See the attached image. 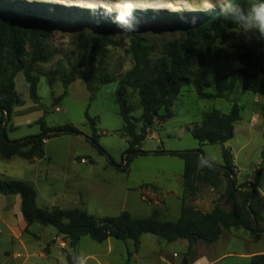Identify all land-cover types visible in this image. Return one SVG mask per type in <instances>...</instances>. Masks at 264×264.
<instances>
[{
    "label": "rangeland",
    "instance_id": "1",
    "mask_svg": "<svg viewBox=\"0 0 264 264\" xmlns=\"http://www.w3.org/2000/svg\"><path fill=\"white\" fill-rule=\"evenodd\" d=\"M10 1L55 6L57 9L54 10L62 11L63 16L49 41L48 52L51 59L48 63L35 65L34 68L33 75L39 78V104L31 97L30 85L25 75L20 73L16 78L19 99L6 127L8 138L19 141L41 134V121L50 128L71 124L81 134H63L48 139L45 157L42 159L26 160L14 157L8 160L0 157V179L23 180L31 184L38 193L37 202L41 207L55 205L62 209L80 208L97 218L118 217L127 211L134 218L177 221L181 216L184 199L186 205L204 212H210L217 203L227 211L234 210V204L243 197L231 200L227 194L228 179L224 175H221L223 184L218 188L202 183L198 185L196 195L185 193V163L179 157L134 156L125 172L113 166L112 162L118 166L128 163L124 161L123 155L130 142L123 132L125 123L116 102L118 83L102 86L98 84L101 75L115 76L121 80L133 69L135 61L128 52L130 36L142 37L155 46L153 60L156 64L162 57L165 43L185 38L186 27L193 25L191 21L196 18L190 14H205L231 0H136L139 10L136 12V19L130 23L135 25L139 22L140 30L127 36L119 32L118 26L111 19L102 15V10L110 6L111 0ZM82 17L90 19L84 30L89 33L97 29L104 30L121 43L110 46L105 54L98 57L92 84L99 88L94 95L87 82L81 78L87 71L88 57L86 51L79 49V36L82 32L74 28L73 22ZM241 44L264 54V37L256 30L245 32L239 27L233 31V38L229 40L213 38V53L219 70L230 74L240 68L234 52ZM72 66H78L77 79L70 86L67 95L55 104V99L65 92L62 77L71 72ZM50 78L54 79L53 86L49 82ZM206 91L221 97L201 99L192 84L185 85L173 108L178 109V116L167 120L164 128L162 123L156 122L148 132L141 149L147 152L161 149L192 151L202 147L209 162L222 166L224 148H229L237 168V187L248 182L255 185L259 192V227L264 231V97L245 91L243 78L239 74L215 81ZM128 97L131 115L136 117L138 130L141 131L142 106L139 94L130 89ZM236 104L242 108V119L235 125L234 138L226 145L201 146L193 135V129L202 123L208 112L218 110L229 114ZM87 113L96 121L99 143L106 154H101L89 140L94 136L95 130L86 116ZM259 172H262L261 176H258ZM250 177L251 180H247ZM243 194L249 197V190L243 189ZM253 200L250 197L249 204ZM47 228L51 232H45L40 241L32 240V249L39 251L44 241H50L47 249L58 244L67 250L69 240L57 234L54 227ZM2 229L0 218V230ZM233 231L252 239L244 229ZM261 240L264 242V236ZM141 241L142 248L137 252L132 240L124 242L109 239L98 243L89 236H84L78 246V255L86 264H163L161 256L169 257L177 253L179 257L175 259L180 261L187 252V243L183 241L169 243L151 234L142 236ZM136 253L138 258L134 257ZM2 258L0 249V261ZM31 263L53 264V260L50 257H35L31 259Z\"/></svg>",
    "mask_w": 264,
    "mask_h": 264
},
{
    "label": "trees",
    "instance_id": "2",
    "mask_svg": "<svg viewBox=\"0 0 264 264\" xmlns=\"http://www.w3.org/2000/svg\"><path fill=\"white\" fill-rule=\"evenodd\" d=\"M229 3L239 4L246 10L249 0H231L227 4ZM54 7L42 3L0 0V157L8 160L14 157L26 160L42 159L45 157V145L48 139L63 134H81L71 124L50 128L44 121H41V134L19 141H11L6 130L10 115L19 99L16 78L20 73L25 75L35 103H40L39 78L33 74L35 65L48 63L51 59L48 52L49 41L54 35V28L63 16L62 11L58 12ZM190 15H195V23L186 27L185 38L165 43L158 63L155 64L153 60L154 45L142 37L130 36L128 52L135 61L133 69L121 80L108 75H101L98 78L99 86L118 83L116 102L125 123L123 132L130 142L129 148L123 155L124 161L128 163L125 166H118L112 162V165L125 172L134 156H176L185 163L183 176L185 193L196 195L198 185L202 183L218 188L223 184L221 175H224L228 179L227 194L231 200L238 197L243 199L234 204L232 211L225 210L217 203L210 212L186 205L184 199L181 216L177 221L134 218L127 211L122 212L118 217L97 218L80 208L41 207L37 202L38 193L31 184L23 180L0 179V194L21 197V210L28 227L33 225L54 227L59 235L69 240V247L66 250L69 264H79L78 246L84 236H89L98 243H104L109 239L124 242L132 240L136 251L139 250L142 236L146 234L157 236L169 243L187 240L190 245L199 242L213 245L220 240L225 230L233 229H244L254 242H259L264 236V231L259 227L261 218L259 192L255 185L248 182L237 187L235 175L237 168L229 148H224L222 166L209 162L202 147L192 151L161 149L147 152L141 149L143 141L156 122L165 123L178 116V109L173 108L185 85L192 84L201 99H217L221 96L207 92L206 89L215 81L239 74L243 78L245 91L264 97V54L241 44L234 52V58L240 63V68L227 74L216 66L213 38L229 40L233 38V31L240 26L231 19H225L220 14V8L205 14ZM89 20L82 17L74 21L73 25L82 32L79 36V49L86 51L88 57L87 71L81 78L87 82L89 90L94 95L99 88L92 84L98 57L105 54L110 46L121 43L104 30L97 29L91 33L84 30ZM77 71L78 66H72L71 72L62 77L65 92L55 99V104L67 95L70 86L77 79ZM49 82L53 86L54 79L50 78ZM130 89L136 90L139 94L142 106L141 131L138 130L136 117L134 118L130 112L128 100ZM6 112L9 113L8 119ZM262 115L264 118V106ZM86 116L95 130L94 136L89 140L101 154H106L99 143L95 119H92L89 113ZM241 119L242 108L237 104L229 114L213 110L208 112L202 123L193 129V135L201 146L225 145L234 138L235 125ZM262 157L264 158V150ZM200 160L206 163L200 166ZM243 189L249 190V197L244 196ZM250 197L254 200L249 204ZM26 232L29 230L26 229ZM248 264H264V254L255 255Z\"/></svg>",
    "mask_w": 264,
    "mask_h": 264
},
{
    "label": "crops",
    "instance_id": "3",
    "mask_svg": "<svg viewBox=\"0 0 264 264\" xmlns=\"http://www.w3.org/2000/svg\"><path fill=\"white\" fill-rule=\"evenodd\" d=\"M161 125L164 128V123ZM247 180H251V177ZM10 197L0 194V218L3 225V229L0 230V249L3 254L0 264H32L31 259L35 257L42 259L50 257L53 264H69L65 248L58 244L51 245L50 249H47L50 241H44L39 251L32 249V240L40 241L45 236V232L50 233L51 231L47 227L39 225L28 227L21 210V197ZM50 207L57 206L52 205ZM42 228L45 230L44 232ZM26 229L29 232H26ZM233 230H225L220 240L213 245H207L203 242L190 245L187 240H179L187 243L185 256L179 261L175 259L179 257L177 253L169 257L164 255L161 256L162 263L248 264L255 255L264 254L263 240L254 242L249 236L238 234ZM141 248L142 241L137 252ZM46 249L47 251H45ZM134 257L138 258V253Z\"/></svg>",
    "mask_w": 264,
    "mask_h": 264
},
{
    "label": "clouds",
    "instance_id": "4",
    "mask_svg": "<svg viewBox=\"0 0 264 264\" xmlns=\"http://www.w3.org/2000/svg\"><path fill=\"white\" fill-rule=\"evenodd\" d=\"M138 10L136 0H111L110 6L102 10V15L111 19L118 26L119 32L127 36L140 30L139 22L135 25L130 23L131 20L136 19ZM93 11L95 12L96 9ZM220 14L225 19L233 20L245 32L256 30L264 35V0H249L246 10L239 4L221 5ZM191 22L195 23V20ZM205 163L206 161L200 160V166ZM79 264L86 262L80 260Z\"/></svg>",
    "mask_w": 264,
    "mask_h": 264
},
{
    "label": "water",
    "instance_id": "5",
    "mask_svg": "<svg viewBox=\"0 0 264 264\" xmlns=\"http://www.w3.org/2000/svg\"><path fill=\"white\" fill-rule=\"evenodd\" d=\"M6 115H7V119L9 118V113L6 112ZM262 175V172H259L258 173V176H261Z\"/></svg>",
    "mask_w": 264,
    "mask_h": 264
},
{
    "label": "built area",
    "instance_id": "6",
    "mask_svg": "<svg viewBox=\"0 0 264 264\" xmlns=\"http://www.w3.org/2000/svg\"><path fill=\"white\" fill-rule=\"evenodd\" d=\"M254 123H256V119H254Z\"/></svg>",
    "mask_w": 264,
    "mask_h": 264
}]
</instances>
